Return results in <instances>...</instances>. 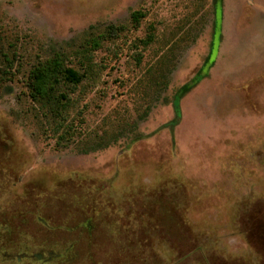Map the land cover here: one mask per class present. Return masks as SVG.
<instances>
[{
    "label": "rangeland",
    "instance_id": "rangeland-1",
    "mask_svg": "<svg viewBox=\"0 0 264 264\" xmlns=\"http://www.w3.org/2000/svg\"><path fill=\"white\" fill-rule=\"evenodd\" d=\"M213 12V0H0L18 64L0 87V264H264V0L222 1L208 75L176 97L200 73ZM111 25L125 28L93 51L58 127L27 70L58 51L80 67L75 51Z\"/></svg>",
    "mask_w": 264,
    "mask_h": 264
},
{
    "label": "trees",
    "instance_id": "trees-1",
    "mask_svg": "<svg viewBox=\"0 0 264 264\" xmlns=\"http://www.w3.org/2000/svg\"><path fill=\"white\" fill-rule=\"evenodd\" d=\"M223 0H213L214 18L212 23V32L209 41V50L204 58L200 73L196 78L181 85L176 91V97H180L191 88H193L198 78H204L208 75V70L214 62L215 53L218 45L215 47V36L221 40V26L217 19L218 10H221ZM144 14L140 10H133L130 14V22L133 27L139 24ZM125 28L122 25L108 26L91 38L87 39L84 45H81L74 53L77 57L79 66L75 67L68 64L69 55L63 51L54 52L53 54L38 60L27 70L24 86L27 89L28 96L35 102L51 121L57 122V126L66 127L69 110L73 105L72 93L78 85L89 75L95 73L93 62V51L101 46L106 40H112L121 33ZM154 41V34L149 32L143 38L139 39L142 47H147ZM142 53L137 51L135 61L141 63ZM17 58L14 50H4L0 44V87L8 81H12L17 73ZM82 69V71H81ZM159 73V72H158ZM156 73V77H158ZM147 111V110H146ZM142 111L143 114L146 113ZM141 114V116H143Z\"/></svg>",
    "mask_w": 264,
    "mask_h": 264
}]
</instances>
